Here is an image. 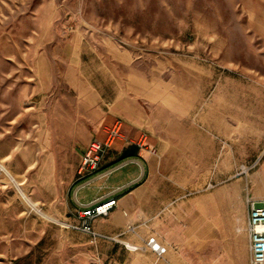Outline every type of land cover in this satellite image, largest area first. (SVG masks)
Masks as SVG:
<instances>
[{
	"label": "rangeland",
	"instance_id": "374dc122",
	"mask_svg": "<svg viewBox=\"0 0 264 264\" xmlns=\"http://www.w3.org/2000/svg\"><path fill=\"white\" fill-rule=\"evenodd\" d=\"M115 128L189 203L263 199L264 0H0V264H168L40 207Z\"/></svg>",
	"mask_w": 264,
	"mask_h": 264
},
{
	"label": "crops",
	"instance_id": "0c3cea01",
	"mask_svg": "<svg viewBox=\"0 0 264 264\" xmlns=\"http://www.w3.org/2000/svg\"><path fill=\"white\" fill-rule=\"evenodd\" d=\"M105 122L110 126L112 120ZM138 137V132L124 129L111 143L101 170L79 177L76 169L65 193L54 167L39 183L44 213L78 224L86 210L115 202L106 217L93 222L100 235L115 237L127 231L121 240L132 243L139 242L138 236L155 235L168 247V264H251L247 199L239 196L207 205L206 197L197 195L189 203L187 192L170 182L161 159L147 152ZM133 146L136 157L122 159ZM81 234L88 243L89 236ZM108 248L118 246L110 242Z\"/></svg>",
	"mask_w": 264,
	"mask_h": 264
},
{
	"label": "built area",
	"instance_id": "2783aa9c",
	"mask_svg": "<svg viewBox=\"0 0 264 264\" xmlns=\"http://www.w3.org/2000/svg\"><path fill=\"white\" fill-rule=\"evenodd\" d=\"M119 135V128H115L110 133L108 139L104 142L95 141L86 150L82 161L79 173L83 177L94 176L101 170L104 161L106 160L109 151L111 150L112 140ZM115 202L107 203L96 209H88L83 212L81 222L79 225L71 224L65 221H56L57 225L67 229L87 234L92 240L97 239L109 240L119 242L117 238L104 236L96 233L91 226V223L100 217H106ZM247 204L249 209L248 221V234H249V247L251 252V264H264V198L256 199L247 196ZM129 231L133 229L129 228ZM127 232V231H126ZM126 232L118 235L119 238L123 237ZM139 244H129L123 242L125 248L129 251H149L159 259H164L168 254V247L165 246L155 235L143 238L138 236Z\"/></svg>",
	"mask_w": 264,
	"mask_h": 264
},
{
	"label": "trees",
	"instance_id": "16d2710c",
	"mask_svg": "<svg viewBox=\"0 0 264 264\" xmlns=\"http://www.w3.org/2000/svg\"><path fill=\"white\" fill-rule=\"evenodd\" d=\"M135 150H137V147L135 146H133V147H131V148H129V149H127L124 153H123V155H122V159H128V158H134V157H136V152H135ZM17 262V264H20V260H18V261H16Z\"/></svg>",
	"mask_w": 264,
	"mask_h": 264
}]
</instances>
